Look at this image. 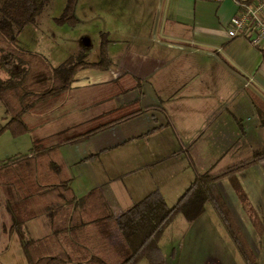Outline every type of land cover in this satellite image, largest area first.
Listing matches in <instances>:
<instances>
[{"label":"crops","instance_id":"0c3cea01","mask_svg":"<svg viewBox=\"0 0 264 264\" xmlns=\"http://www.w3.org/2000/svg\"><path fill=\"white\" fill-rule=\"evenodd\" d=\"M254 1L83 0V22L95 29L98 45L99 34L105 33L110 65L102 71H77L69 89L26 114L27 134L35 131L38 136L31 138L25 152L5 161L27 154L34 139L52 146L58 133L81 132L97 121L140 109L81 142L39 156L37 162V176H47L49 183L67 181L76 198L100 189L108 206L119 213L152 191L171 207L196 175L216 172L264 150V131L253 104V99L264 103V40L251 42L254 29L234 38L226 35L239 5ZM53 163L54 173L49 170ZM17 172L14 165L5 167V187L0 191V264H26L17 236L3 229L8 225L5 202L20 199L21 192L7 185ZM231 179L264 226V161ZM88 183L95 186L79 195ZM216 188L256 264H264V233L255 232L248 207L241 206L229 179L220 180ZM173 198L169 206L166 200ZM206 206L194 221L179 215L163 230L157 243L163 264H242L219 224L205 217ZM179 217L185 223L178 222L175 232L173 223ZM23 234L33 241L50 234L40 207L24 223ZM167 235L178 242L163 249ZM186 245L194 253L208 250L200 261L190 250L183 258L181 246Z\"/></svg>","mask_w":264,"mask_h":264},{"label":"trees","instance_id":"16d2710c","mask_svg":"<svg viewBox=\"0 0 264 264\" xmlns=\"http://www.w3.org/2000/svg\"><path fill=\"white\" fill-rule=\"evenodd\" d=\"M47 0H3L0 4V104L7 122L0 131L8 130L13 137L27 134L29 126L24 116L38 107L49 105L69 89L75 73L83 69L105 70L110 65L105 33L99 34L98 60L83 61L78 51L56 67H51L42 56L26 51L16 44L20 30L35 22ZM75 0H64L60 15L52 20L56 25L74 27ZM259 125L264 131V103L253 99ZM140 113V109L110 116L97 121L81 132L58 133L52 146L45 147L41 140H32L25 155L0 162V191L5 187V167L14 165L18 170L7 185L19 190L17 202L6 201L4 212L8 217V233L17 236L26 264H163L157 243L163 230L177 217L192 222L206 205L221 227L229 246L242 264H256L255 255L247 246L225 202L217 191V183L229 179L230 185L243 208L248 207L243 194L231 179L246 168L264 161V150L216 172L196 175L191 184L167 207L157 191H152L122 212H115L106 203L100 189H93L76 198L67 181L49 183L47 176L39 175V156H48L54 149L81 142L118 122ZM49 169L57 172V167ZM14 191V190H13ZM40 209L48 221L50 234L37 241L24 237L23 226ZM39 209V208H38ZM246 209V208H245ZM248 218L258 235L264 233L248 207ZM1 223V222H0Z\"/></svg>","mask_w":264,"mask_h":264},{"label":"rangeland","instance_id":"374dc122","mask_svg":"<svg viewBox=\"0 0 264 264\" xmlns=\"http://www.w3.org/2000/svg\"><path fill=\"white\" fill-rule=\"evenodd\" d=\"M3 0H0V4ZM83 0H75L74 16L77 19V24L74 27H68L66 25H56L52 20L58 17L63 9L64 0H47L35 19L34 24L28 25L19 31L16 39V44L22 49H29L30 52L36 53L45 58L51 67H56L69 56L74 57L78 51L83 53V61L96 62L97 61V48H98V35L93 27L85 25L84 21V9L82 8ZM7 122L5 119L3 107L0 104V128ZM59 130V126H55ZM50 129V128H49ZM48 133V130H45ZM38 133L32 131L29 134H23L18 137H13L8 130L0 131V162H4L6 158L23 153L29 146V142L32 137H37ZM8 160V159H7ZM94 183H88L83 185L80 189V194L87 192L90 188H93ZM225 188L227 184H224ZM77 186L75 185V188ZM77 193L78 190L74 189ZM1 193V192H0ZM175 198L167 199L169 206L172 204ZM1 202V201H0ZM207 212L205 217L211 216L214 223H217L213 216L209 206H206ZM207 220H204L206 222ZM185 223L181 217H179L173 224L176 226L175 232H178L179 223ZM203 222V223H204ZM218 225V223H217ZM222 232V231H221ZM171 235L164 236L163 249L165 245L171 242L176 244L178 239L170 238ZM183 258L186 250H190L193 259L201 260L202 256L208 249L201 248L194 253L193 249L187 247L183 248ZM182 259V255H181Z\"/></svg>","mask_w":264,"mask_h":264},{"label":"built area","instance_id":"2783aa9c","mask_svg":"<svg viewBox=\"0 0 264 264\" xmlns=\"http://www.w3.org/2000/svg\"><path fill=\"white\" fill-rule=\"evenodd\" d=\"M219 3L223 0H204ZM240 11L229 20V28L226 31L228 38L244 35L249 29H254L255 37L251 40L257 44L264 40V0H255L249 5H239Z\"/></svg>","mask_w":264,"mask_h":264}]
</instances>
